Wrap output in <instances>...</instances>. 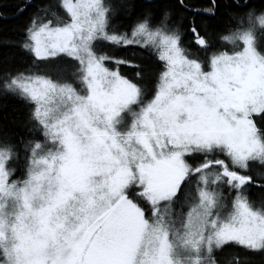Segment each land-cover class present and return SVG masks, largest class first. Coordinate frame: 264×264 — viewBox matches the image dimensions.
I'll use <instances>...</instances> for the list:
<instances>
[{"label": "rangeland", "instance_id": "374dc122", "mask_svg": "<svg viewBox=\"0 0 264 264\" xmlns=\"http://www.w3.org/2000/svg\"><path fill=\"white\" fill-rule=\"evenodd\" d=\"M62 6L69 20L32 27L29 46L40 59L74 58L82 76L12 84L33 103L46 141L22 182L10 180L0 151V264H217L212 254L227 243L264 248V211L240 193L225 206L209 173L184 217L172 205L189 155L222 149L242 170L264 162L254 122L264 111V58L254 33L230 38L232 49L204 67L165 29L115 34L104 0ZM105 42L156 48L165 70L151 100L104 64L95 45ZM132 189L152 205L149 217Z\"/></svg>", "mask_w": 264, "mask_h": 264}, {"label": "trees", "instance_id": "16d2710c", "mask_svg": "<svg viewBox=\"0 0 264 264\" xmlns=\"http://www.w3.org/2000/svg\"><path fill=\"white\" fill-rule=\"evenodd\" d=\"M104 3L115 34L129 36L139 25L165 29L178 35L186 53L204 67L213 55L232 49L227 43L230 38L246 31L254 33L257 51L264 58V26L260 25L264 19V0H104ZM68 20L62 0H0V151L9 155L12 181L22 182L27 178L35 146L46 141L33 103L13 89L12 84L25 76L73 83L82 76L74 58H37L29 46V32L43 23ZM95 47L99 53L106 54L107 67L115 68L135 84L142 103L152 99L165 70V62L156 48L121 42H105ZM254 122L264 142V111L255 116ZM229 159L217 148L187 156L190 171L178 185L172 201L176 215L184 217L196 204L202 185L200 178L205 172L215 178L225 206H231L240 193L253 207L264 211V162H249L247 170H242ZM222 167L244 180L229 181ZM127 195L145 216H150L152 205L138 190L132 189ZM212 257L217 264H264V248L256 250L231 242L214 251Z\"/></svg>", "mask_w": 264, "mask_h": 264}]
</instances>
